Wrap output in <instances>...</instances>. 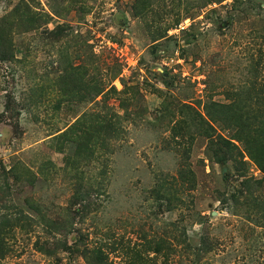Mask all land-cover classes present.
Returning a JSON list of instances; mask_svg holds the SVG:
<instances>
[{"label": "rangeland", "instance_id": "374dc122", "mask_svg": "<svg viewBox=\"0 0 264 264\" xmlns=\"http://www.w3.org/2000/svg\"><path fill=\"white\" fill-rule=\"evenodd\" d=\"M260 109L264 0H0V179L23 169L11 203L65 224L16 229L0 264H85L83 246L106 264H264V222L231 202L264 175L236 140L243 176L215 158Z\"/></svg>", "mask_w": 264, "mask_h": 264}, {"label": "trees", "instance_id": "16d2710c", "mask_svg": "<svg viewBox=\"0 0 264 264\" xmlns=\"http://www.w3.org/2000/svg\"><path fill=\"white\" fill-rule=\"evenodd\" d=\"M99 85L95 83L93 87V92L95 94L101 92ZM257 117L259 118V125L255 130L248 131L246 133L243 130L237 131V136H230L228 138H220L218 143L222 145L226 150L223 151L221 155H218L216 162L226 163L227 160L233 161L235 164L243 165L244 160L241 150L232 140H236L242 146L243 151L246 155L257 164L259 169L264 175V113L262 109L258 111ZM207 125V122H206ZM109 132L111 134L112 127L108 126ZM246 134V135H245ZM241 165L237 167L238 174H242L243 169ZM5 169V168H4ZM9 172H6V171ZM5 176L3 179L8 182V174H11L17 181L24 182L26 179L30 184L33 183L32 178H29L26 172L22 170H16L14 166H10L9 170L5 169ZM262 179H254L250 177H244L240 182V188L234 191L231 197V202L237 207H243L241 213L245 219L250 221L252 224L263 226L264 222V198L256 196V192L259 191L261 187L264 186ZM3 182L0 179V259H3L11 251L12 247L10 245V240L14 237L15 230L30 231L34 224H41L44 228H47V234L50 236L53 232L58 231L60 228L65 226L64 222L58 221L56 219L45 218L42 223L38 222L32 217V214L26 212L23 208L15 206L11 203V191L9 192V183ZM5 185V186H4ZM8 195L9 198H6ZM28 207L32 210L38 211V205L32 203L28 204ZM47 236V238H49ZM208 236H201L199 245L194 248L196 256L204 255L212 249V243L209 242ZM35 247L48 256L55 255L54 243H49L48 241L40 243V241H35ZM64 249H69L70 247L65 243H61ZM80 256L83 257L85 264H106V255L101 246H96L94 248H89L83 246L81 248H75Z\"/></svg>", "mask_w": 264, "mask_h": 264}]
</instances>
